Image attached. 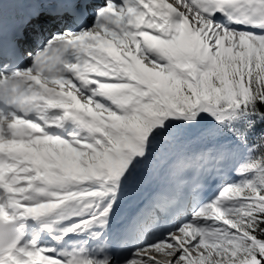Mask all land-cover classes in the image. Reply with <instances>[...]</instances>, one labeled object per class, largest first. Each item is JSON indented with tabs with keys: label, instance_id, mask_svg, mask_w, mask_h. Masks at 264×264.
I'll list each match as a JSON object with an SVG mask.
<instances>
[{
	"label": "snow or ice",
	"instance_id": "6c2138e0",
	"mask_svg": "<svg viewBox=\"0 0 264 264\" xmlns=\"http://www.w3.org/2000/svg\"><path fill=\"white\" fill-rule=\"evenodd\" d=\"M0 264H264V0H0Z\"/></svg>",
	"mask_w": 264,
	"mask_h": 264
},
{
	"label": "bare ground",
	"instance_id": "6f19581e",
	"mask_svg": "<svg viewBox=\"0 0 264 264\" xmlns=\"http://www.w3.org/2000/svg\"><path fill=\"white\" fill-rule=\"evenodd\" d=\"M218 18L223 22V19H224L223 17H218Z\"/></svg>",
	"mask_w": 264,
	"mask_h": 264
}]
</instances>
